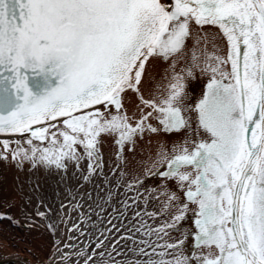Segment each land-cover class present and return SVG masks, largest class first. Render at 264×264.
Here are the masks:
<instances>
[{
  "label": "snow or ice",
  "instance_id": "1",
  "mask_svg": "<svg viewBox=\"0 0 264 264\" xmlns=\"http://www.w3.org/2000/svg\"><path fill=\"white\" fill-rule=\"evenodd\" d=\"M192 21L217 26L230 45L226 57L206 55L201 69L221 77L211 79L196 105L201 126L215 139L184 148L164 175H177L182 166L197 172L179 178L196 185L187 195L199 204L198 239L218 249L199 264H264V0H0V134L28 133V143L52 135L56 145L59 137L49 129L62 123L70 129L59 131L62 146L38 156L57 168L63 159H79L77 144L92 158L101 133L118 132L117 143L130 140L142 121L133 127L126 116L103 120L94 106L119 110L123 92H138L149 57L167 60L185 49ZM193 62L197 67L195 54ZM229 63L231 72L223 67ZM173 79L164 107L142 100L164 113L168 131L187 126L184 77ZM85 109L93 111L74 115ZM0 144L9 149L8 142ZM37 152H24L22 159L35 161ZM18 156L11 152L13 161ZM134 255L147 259L128 264H172L145 248Z\"/></svg>",
  "mask_w": 264,
  "mask_h": 264
},
{
  "label": "bare ground",
  "instance_id": "2",
  "mask_svg": "<svg viewBox=\"0 0 264 264\" xmlns=\"http://www.w3.org/2000/svg\"><path fill=\"white\" fill-rule=\"evenodd\" d=\"M190 28L191 36L181 53L167 60L158 55L148 58L136 86L138 92H123L119 110L115 105L94 106L99 110L97 118L103 120L126 116L133 127L142 121V130L130 140L117 143L118 132L101 133L92 158L77 144L73 147L79 159H63L64 167L57 168L41 162L38 156L45 149L53 151L62 146L59 131L70 132L62 123L50 122L57 123L56 128L49 129L59 137L56 145L51 143L52 135L28 143V133L0 134V141L9 143L7 151L0 144V264H128L129 260L147 259L134 255L139 248L163 254L153 259L172 264L176 259L199 264L202 257L218 254L214 245L198 239L199 204L187 195L196 185L179 178V174L187 173L194 178L196 170L182 166L177 175H164L171 171L169 162L184 148L194 150L200 143L215 139L201 126L196 105L211 79L221 77L201 69L206 66V55L226 57L230 45L215 25L201 26L192 21ZM205 36L210 43L204 42ZM193 54L198 57L195 68ZM223 67L231 72L230 63ZM176 76L184 77L182 115L187 126L168 131L161 123L164 113L142 100L164 107ZM89 111L93 109L74 115ZM39 127L42 125L33 126ZM34 148L38 150L35 161L22 159L24 152L31 154ZM12 151L19 152L16 161L11 158ZM30 204L35 216L28 209ZM185 205L183 218L176 219L178 209ZM170 244L174 247H167Z\"/></svg>",
  "mask_w": 264,
  "mask_h": 264
},
{
  "label": "water",
  "instance_id": "3",
  "mask_svg": "<svg viewBox=\"0 0 264 264\" xmlns=\"http://www.w3.org/2000/svg\"><path fill=\"white\" fill-rule=\"evenodd\" d=\"M161 2L164 4H169V3H171V0H161ZM33 126H36V125H33Z\"/></svg>",
  "mask_w": 264,
  "mask_h": 264
},
{
  "label": "rangeland",
  "instance_id": "4",
  "mask_svg": "<svg viewBox=\"0 0 264 264\" xmlns=\"http://www.w3.org/2000/svg\"><path fill=\"white\" fill-rule=\"evenodd\" d=\"M31 201H32V199H31ZM31 206H32V204H30V207L28 208L30 212H31V210H30ZM31 216H35L33 212H31Z\"/></svg>",
  "mask_w": 264,
  "mask_h": 264
}]
</instances>
